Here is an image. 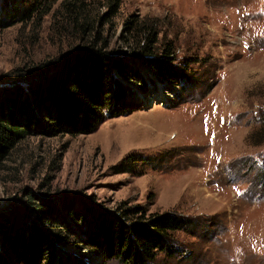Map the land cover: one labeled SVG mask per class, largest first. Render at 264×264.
Returning a JSON list of instances; mask_svg holds the SVG:
<instances>
[{"label":"rangeland","instance_id":"374dc122","mask_svg":"<svg viewBox=\"0 0 264 264\" xmlns=\"http://www.w3.org/2000/svg\"><path fill=\"white\" fill-rule=\"evenodd\" d=\"M52 1L40 19L35 13L0 27V85L14 68L66 49L51 23L61 0ZM88 1L108 12L105 0ZM145 19L156 21L157 44L170 42L175 63L185 64L174 87L127 56L129 27ZM102 26L108 49L143 79L124 82L136 109L89 134H32L16 143L0 163V214L35 199L77 207L88 199L105 210L139 204L193 221L174 232L176 252L158 253L156 264H264V0H120ZM145 79L154 81L150 92ZM162 152L156 168L139 159L130 171L110 168L129 155ZM81 249L58 243L52 263H101Z\"/></svg>","mask_w":264,"mask_h":264},{"label":"trees","instance_id":"16d2710c","mask_svg":"<svg viewBox=\"0 0 264 264\" xmlns=\"http://www.w3.org/2000/svg\"><path fill=\"white\" fill-rule=\"evenodd\" d=\"M119 1L105 0L108 12L102 15L90 8L88 0H61L54 8L51 23L57 22L54 27L66 49L37 65L14 68L6 85H0V163L28 135L89 134L104 120L136 109L124 82L136 79L142 83L143 79L123 56L108 49L102 26L115 14ZM52 3L0 0V27L35 13L40 19ZM129 28L127 56L149 67L161 83L174 87L169 82H180L185 64L175 63L170 42L157 44L156 21H133ZM146 82L150 92L154 81ZM135 94L140 103V93ZM162 155H129L110 168L114 173L130 171L138 159L156 168L154 161L161 162ZM59 200L58 204L27 200L26 210L12 204L0 214V264H56L52 256L58 243L95 251L100 264L111 259L122 264H156L158 253L171 257L176 252L174 232L193 222L169 211L147 213L139 204L120 202L105 210L91 206L88 199L78 200V207Z\"/></svg>","mask_w":264,"mask_h":264},{"label":"bare ground","instance_id":"6f19581e","mask_svg":"<svg viewBox=\"0 0 264 264\" xmlns=\"http://www.w3.org/2000/svg\"><path fill=\"white\" fill-rule=\"evenodd\" d=\"M162 98H166V96L163 95ZM151 99L153 100L154 98H151ZM80 251H83V250H80ZM82 253H86V252H82Z\"/></svg>","mask_w":264,"mask_h":264},{"label":"water","instance_id":"95a60500","mask_svg":"<svg viewBox=\"0 0 264 264\" xmlns=\"http://www.w3.org/2000/svg\"><path fill=\"white\" fill-rule=\"evenodd\" d=\"M140 107H141V106H140ZM77 249L82 250L81 248H77Z\"/></svg>","mask_w":264,"mask_h":264}]
</instances>
